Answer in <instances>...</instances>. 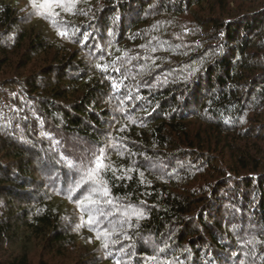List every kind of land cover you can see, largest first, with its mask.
I'll return each mask as SVG.
<instances>
[{"label": "trees", "instance_id": "16d2710c", "mask_svg": "<svg viewBox=\"0 0 264 264\" xmlns=\"http://www.w3.org/2000/svg\"><path fill=\"white\" fill-rule=\"evenodd\" d=\"M54 11L0 0V264H264V0ZM117 142L89 227L65 157Z\"/></svg>", "mask_w": 264, "mask_h": 264}, {"label": "snow or ice", "instance_id": "6c2138e0", "mask_svg": "<svg viewBox=\"0 0 264 264\" xmlns=\"http://www.w3.org/2000/svg\"><path fill=\"white\" fill-rule=\"evenodd\" d=\"M31 4L38 14L53 18V23H55L54 18L58 15V13L54 11V8L62 7L65 11H72L75 6V0H31ZM59 34L61 36H65L68 35V32L66 30H61ZM88 35V33L83 34L84 41H87ZM153 51H155V49H153ZM126 55L127 54L125 53V56ZM120 60L121 57H117L116 61L113 63L115 64ZM97 67L101 68L102 71H107L109 65L98 64ZM113 71L119 72L120 69L113 67ZM114 87H120V85L114 82ZM128 99H132L131 95H129ZM132 122L133 124L136 123L135 120ZM118 146V142L101 146L97 150L98 155L94 154L93 159L88 163H77L65 157V163L67 166L70 169H73L78 176V178L74 179L73 183L67 188L69 199H72L73 195L77 192L80 193L75 202L79 205L82 211L88 212L87 220L82 218V223H86L89 227H95L100 223L101 218H106L111 214L110 212L104 210L105 206H115V199L112 197L109 182L106 179L107 173L111 171L114 174L117 171H123L125 173L124 176H114V178L131 179V177L127 176L126 174L128 172L136 171L134 168L116 169L113 165L106 162L108 160V157L105 154L106 149H116ZM143 175V172H139L140 177H143ZM141 182H143V180ZM143 216V209H137L131 205H127L124 211V217L126 218L124 222L126 223L132 217L140 219ZM110 222L111 221H109V223ZM79 226L80 225H78V227ZM97 231H99L101 235L107 240H111L112 235L115 233V229H113V232H109L107 229H97ZM111 242L115 243V241ZM108 246L109 245L107 243L104 244L105 248ZM150 259H155V257ZM117 264H119V261H117ZM167 264H171V262L169 261Z\"/></svg>", "mask_w": 264, "mask_h": 264}, {"label": "rangeland", "instance_id": "374dc122", "mask_svg": "<svg viewBox=\"0 0 264 264\" xmlns=\"http://www.w3.org/2000/svg\"><path fill=\"white\" fill-rule=\"evenodd\" d=\"M84 251H86V249L84 250ZM71 256V258H72V264H75V262H76V256L75 255H70ZM74 261V262H73ZM60 263H64L63 261H60ZM60 263H55V264H60Z\"/></svg>", "mask_w": 264, "mask_h": 264}]
</instances>
